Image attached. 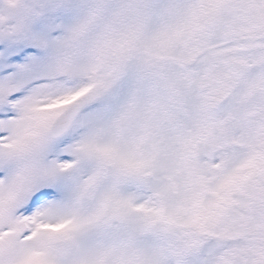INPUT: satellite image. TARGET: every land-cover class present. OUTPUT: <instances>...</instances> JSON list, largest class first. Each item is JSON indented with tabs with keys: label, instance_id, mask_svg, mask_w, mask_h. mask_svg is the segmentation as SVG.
Masks as SVG:
<instances>
[{
	"label": "snow or ice",
	"instance_id": "1",
	"mask_svg": "<svg viewBox=\"0 0 264 264\" xmlns=\"http://www.w3.org/2000/svg\"><path fill=\"white\" fill-rule=\"evenodd\" d=\"M0 264H264V0H0Z\"/></svg>",
	"mask_w": 264,
	"mask_h": 264
}]
</instances>
